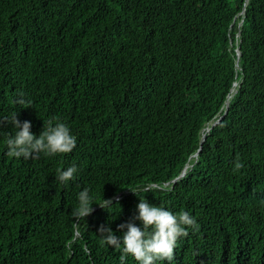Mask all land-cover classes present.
<instances>
[{"label": "trees", "instance_id": "16d2710c", "mask_svg": "<svg viewBox=\"0 0 264 264\" xmlns=\"http://www.w3.org/2000/svg\"><path fill=\"white\" fill-rule=\"evenodd\" d=\"M15 112L76 148L9 156ZM83 188L114 205L74 219ZM130 188L197 218L171 264H264V0H0V264H121Z\"/></svg>", "mask_w": 264, "mask_h": 264}, {"label": "clouds", "instance_id": "9594fccd", "mask_svg": "<svg viewBox=\"0 0 264 264\" xmlns=\"http://www.w3.org/2000/svg\"><path fill=\"white\" fill-rule=\"evenodd\" d=\"M17 102L20 107L32 106L30 101L23 98V94ZM6 122L15 129L14 134L9 133L7 136V154L17 159H33L41 153L48 156L69 154L77 146V137L71 128L57 119L48 120L47 126L44 125L39 135L31 130V121L19 120L16 112ZM243 167V162L237 160L233 171H239ZM78 171V165L75 163L65 169H56L55 180L67 185L76 179ZM131 190L139 197V203L132 220L117 226V231L122 235H117L110 223L108 226L101 225L99 233L107 246L121 252V264H126L129 256L134 258L137 264H171L175 258L178 241L187 238L190 231L199 230L197 218L189 211L176 214L165 206L149 202L145 195L139 194L140 191L150 192L149 188ZM166 190L171 191L170 188ZM94 203L107 211L114 205L110 198H102L100 202H96L90 194V189L83 188L78 193V205L72 210L73 218L78 221L87 219L94 211ZM135 221H139V224Z\"/></svg>", "mask_w": 264, "mask_h": 264}, {"label": "water", "instance_id": "95a60500", "mask_svg": "<svg viewBox=\"0 0 264 264\" xmlns=\"http://www.w3.org/2000/svg\"><path fill=\"white\" fill-rule=\"evenodd\" d=\"M237 64H238V63H237ZM234 85H235V84H234ZM228 97H229V96H228ZM226 104H227V103H226ZM226 107H227V106H226ZM202 139H203V137H202ZM182 174H183V171H182V173H181L179 176H181ZM179 176H178V177H179Z\"/></svg>", "mask_w": 264, "mask_h": 264}]
</instances>
